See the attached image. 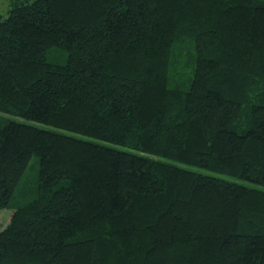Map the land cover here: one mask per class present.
Segmentation results:
<instances>
[{"label": "trees", "instance_id": "obj_1", "mask_svg": "<svg viewBox=\"0 0 264 264\" xmlns=\"http://www.w3.org/2000/svg\"><path fill=\"white\" fill-rule=\"evenodd\" d=\"M0 264H264V0H10Z\"/></svg>", "mask_w": 264, "mask_h": 264}, {"label": "rangeland", "instance_id": "obj_2", "mask_svg": "<svg viewBox=\"0 0 264 264\" xmlns=\"http://www.w3.org/2000/svg\"><path fill=\"white\" fill-rule=\"evenodd\" d=\"M10 3H12L10 0H0V18L7 16V12L10 9ZM0 118L3 120L11 119L10 117L4 115H0ZM11 213L12 212L10 210L0 209V230L6 227L9 223L12 215Z\"/></svg>", "mask_w": 264, "mask_h": 264}]
</instances>
